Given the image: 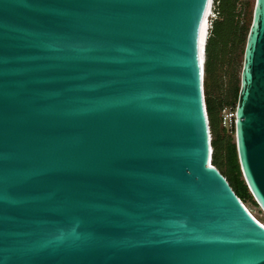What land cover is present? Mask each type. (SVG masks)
I'll return each mask as SVG.
<instances>
[{
    "label": "water",
    "instance_id": "obj_1",
    "mask_svg": "<svg viewBox=\"0 0 264 264\" xmlns=\"http://www.w3.org/2000/svg\"><path fill=\"white\" fill-rule=\"evenodd\" d=\"M209 2L0 0V264H264V225L211 163ZM235 143L264 213V0Z\"/></svg>",
    "mask_w": 264,
    "mask_h": 264
},
{
    "label": "rangeland",
    "instance_id": "obj_2",
    "mask_svg": "<svg viewBox=\"0 0 264 264\" xmlns=\"http://www.w3.org/2000/svg\"><path fill=\"white\" fill-rule=\"evenodd\" d=\"M252 13L253 9L250 11L246 26L251 24ZM216 27L219 29L218 32L221 44H226V47L224 48L221 45L219 60L214 62L212 75L209 78V97L207 101H209L210 107L207 108V113L209 111L212 112L216 124L215 133H212L210 126L212 142L218 145L215 161L220 170L226 171L233 178L235 177L233 173L234 167H239L235 143V129L223 125L221 123V118L224 108L236 109L237 94L235 89L240 85V73L244 50V41L242 42L241 38L243 37L245 27L242 29L235 27V33L230 36L227 28L228 21L223 20V16L220 21L216 23ZM237 174L241 180L240 185H245L239 170ZM244 205L250 213L264 225V213L250 202H245Z\"/></svg>",
    "mask_w": 264,
    "mask_h": 264
},
{
    "label": "trees",
    "instance_id": "obj_3",
    "mask_svg": "<svg viewBox=\"0 0 264 264\" xmlns=\"http://www.w3.org/2000/svg\"><path fill=\"white\" fill-rule=\"evenodd\" d=\"M220 1V13H221V17L223 16V20H227L228 21V33L231 36L232 34L235 33L236 31V26L234 25L233 22V17H232V12H233V1L234 0H219ZM253 9V3L251 5H249L248 10H247V20H248V16L250 14V11ZM220 21V20H219ZM218 22V21H217ZM214 23L213 28L211 30L210 36L209 38L206 40L205 43V48H204V62H203V86H204V94H205V99L207 101V98L209 97V78L212 75V71H213V66H214V62L216 60H219V55L221 54V45L225 48L226 44H221L220 41V37H219V29H217L216 27V23ZM251 25V24H250ZM249 26L245 27V31L243 33V37L241 38V41H244V46H245V41H246V37H247V33L249 31ZM236 94L238 95V91H239V86L236 87ZM237 95H236V101H237ZM207 104V108L210 107L209 105V101L206 102ZM208 117L210 119V126H211V130L212 133L216 132V124L212 115V112L209 111L208 112ZM214 121V122H213ZM211 145H212V160L211 163L214 167H216L218 169V171H220V173L227 179L228 183L230 184V186L232 187V189L234 190L235 194L238 196V198L242 201V203L245 204V202H250L251 204H253L254 206H257L256 203L254 202V200L252 199L251 194L249 193L247 186L246 185H240V178L237 174V171L239 169V167H234L233 173L235 174V177L232 178V176L230 174H228L226 171L220 170V168H218V164L215 161V155L218 151V145L216 143H213L211 141ZM228 147V145H227Z\"/></svg>",
    "mask_w": 264,
    "mask_h": 264
},
{
    "label": "built area",
    "instance_id": "obj_4",
    "mask_svg": "<svg viewBox=\"0 0 264 264\" xmlns=\"http://www.w3.org/2000/svg\"><path fill=\"white\" fill-rule=\"evenodd\" d=\"M254 3V0H234L233 1V22L239 29H242L246 26L247 23V10L249 5ZM220 1L219 0H210L208 11L206 14V23H207V38H209L211 30L215 22L221 19L220 13ZM221 123L226 125L229 128L235 129V110L224 108L222 112Z\"/></svg>",
    "mask_w": 264,
    "mask_h": 264
},
{
    "label": "bare ground",
    "instance_id": "obj_5",
    "mask_svg": "<svg viewBox=\"0 0 264 264\" xmlns=\"http://www.w3.org/2000/svg\"><path fill=\"white\" fill-rule=\"evenodd\" d=\"M207 23H206V16H205V20H204V30H203V49H204V46H205V43H206V38H207ZM204 56V55H203ZM203 62H204V57H203Z\"/></svg>",
    "mask_w": 264,
    "mask_h": 264
}]
</instances>
